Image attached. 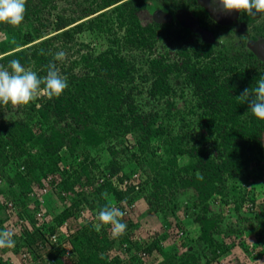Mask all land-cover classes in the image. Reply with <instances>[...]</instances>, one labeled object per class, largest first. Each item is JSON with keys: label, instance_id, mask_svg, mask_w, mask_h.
<instances>
[{"label": "trees", "instance_id": "16d2710c", "mask_svg": "<svg viewBox=\"0 0 264 264\" xmlns=\"http://www.w3.org/2000/svg\"><path fill=\"white\" fill-rule=\"evenodd\" d=\"M66 1L71 6H61L58 0H27L21 25L0 22V65L7 67L18 59L43 77L53 62L68 81L62 95L52 99L42 85L38 105L32 103L25 118L6 121L0 112V229L9 217L26 218L27 205L38 204L29 197L36 184L58 175L57 196L78 185L90 189L74 193L54 225L48 226L54 230L67 222L70 235L58 249L69 251L68 264H142L141 255L153 250L162 256L155 264H213L236 246L235 239L252 257L264 253V204L236 224L223 226V217L212 212L210 201L219 193L223 200H233L238 215L247 202L254 206V193L228 182L249 178L250 167L263 157L264 120L237 96L264 77V59L248 47L244 35L234 53L217 47L209 33L197 36L194 44H183L189 29L168 3L160 16L146 21L140 13L144 5L136 0ZM216 6H211L215 14ZM243 14L238 21L253 20ZM215 23L230 26L222 20ZM50 30L56 33L46 36ZM84 31L104 37L105 48L95 53L93 44L80 39ZM168 43L177 48L174 57ZM61 50L65 60H54ZM149 102L155 107L146 109ZM127 134L133 136L137 153L123 146ZM107 142L123 147L108 146L113 157L102 167L91 149L99 150ZM147 155L157 156L158 162ZM129 161L135 164L126 171ZM142 169L147 177L138 188L134 183L120 188L119 183ZM141 198L148 204L147 212H154L165 225L142 250L122 249L134 243L130 230L137 224L131 220L121 218L127 229L118 238L112 236L110 225L99 232L94 229L104 206L115 203L123 211L124 201L135 204ZM76 221L82 224L74 230ZM171 223L187 229L185 249L164 245ZM44 227L26 230L14 252L37 242ZM78 233L85 235L83 239L87 236L85 243H74ZM0 264L8 261L0 258Z\"/></svg>", "mask_w": 264, "mask_h": 264}, {"label": "rangeland", "instance_id": "374dc122", "mask_svg": "<svg viewBox=\"0 0 264 264\" xmlns=\"http://www.w3.org/2000/svg\"><path fill=\"white\" fill-rule=\"evenodd\" d=\"M68 1H72V0H68ZM78 1L80 0H77L76 2ZM122 1H125V0H121L118 3H121ZM136 1L143 3L144 7H142L140 13H141V16L144 17V20L146 21L153 20L156 17V15L158 16V14L160 16L161 11H163V9L166 7V3H168L169 6L173 8V10L177 14H180L182 16L180 17L183 19L185 28L189 29L186 41H182L183 44H194L197 36L199 35L203 36V34L205 35L206 33L207 34L209 33L210 40L213 41L215 45H217V47L223 48L225 51H230V53L232 52L234 53V52H237V48L240 42L242 41V35L245 36V42L248 45V47L249 46L251 47V44L255 42L256 39H261V37L262 39L264 38V14L252 15L253 20L244 24L243 21H238L240 18L245 16L243 14L244 11L240 12V11L233 10L232 13L230 14L231 20L227 21L224 19H219V20H222L223 22L225 21L227 25L228 23L230 25L227 28L226 27L223 28L221 26L216 25L215 22L219 20L215 21V18L217 17H215V12L211 9V6L215 7L217 5L216 7H219L218 4L216 3L210 2V5H208L209 3L206 0H136ZM58 2L61 6H65V7L71 6L70 4H68L66 0H58ZM81 2H85V4H90L89 0H82ZM198 19H200V24H198L199 23ZM234 23L235 25H232ZM178 27H179V24H175L173 26V28H176V29H178ZM239 28H241V31L239 30ZM215 29L217 31H214ZM54 33L56 32L51 33V30H50V32H48L46 36H49ZM79 36L82 41L89 42L94 45L95 53H98L99 50L104 49L107 44L104 37H101V36L95 37L87 31H84ZM222 36L224 37L219 43V38ZM3 38H4V35L0 33V39H3ZM204 39H205V36H204ZM167 46L171 49V55L173 56V53H176L175 50H177V48H175L174 44L170 45V43H168ZM41 94L42 92L39 90L36 99L31 101L27 105L13 106L11 105V103L5 106L0 105V112L1 113L4 112L3 115L6 121L15 119V118H21V117L25 118L26 114L30 112L31 104L36 102V104L38 105L37 100ZM180 106H183V103H181ZM153 107H155V105H153V103H150V102L149 104L146 105V109H151ZM193 120L194 122H196L195 119ZM135 144L136 143L134 141L133 136H131L130 134H127L126 141L123 143V146L127 147V149L129 150L128 151L129 153L132 151H135V153H137L138 148L136 146L134 147ZM111 145H115V146L118 145V147L120 148L123 147L122 145H119V144L107 142L104 145V147H101L99 150L98 148L91 149V153L94 154L96 158V163L100 164L102 167L106 165L108 161L112 159L113 157L107 149V147ZM153 145H154V142L150 145L149 151L151 154H152ZM33 151L35 150L33 149ZM156 151L158 154H162L160 149H156ZM144 156L145 155H140V158H143ZM146 157L151 158L152 161L155 163L158 162L157 156L155 157L153 155L151 156L147 155ZM80 159H83V157L81 156ZM127 164L128 165L125 167L126 171L130 170L131 167L135 164V162L129 161ZM143 167L141 166L140 168H143ZM250 171L252 175L249 178H245L244 180L240 179L238 181L230 180L228 184L229 185L236 184L238 189L244 188L250 194L254 193V196H255L254 206L251 202H247L245 205L242 206L240 215H238L239 213L234 212L233 200L230 199V200L225 201L223 200L225 199L224 196L220 197L219 193L214 195L215 196L214 198H217V200H215L214 198L210 200L212 212H219L221 216L223 217L224 219L222 221L223 226L224 224L226 226L229 223L236 224L239 221V217L241 218L243 216H249V214L251 215L253 211H255L253 209H256V210L260 209L261 205L264 204V153H263V157L260 159L259 164L256 165L254 162V164H252V166L250 167ZM137 174L139 178L141 177L140 178L141 181L145 180L147 177L143 169L139 170V173ZM76 188L77 186L71 190L72 198L75 197L74 193L77 192ZM59 201L62 203L61 205L62 207H60ZM59 201H58L59 208H63L67 200L59 199ZM111 201H113V199H111ZM125 205H127V203H123V206ZM26 209H27V213H29L27 214L29 218L32 215L33 210L35 209V205L34 204L27 205ZM147 209H148V204L146 200L142 198L138 200L135 205L131 204L129 208V216L127 220H131L132 222H135L137 224V226L135 225L136 227L130 230L132 232L131 237L134 243L132 245L124 244L123 245L124 247L122 249H125L127 251H130L136 248L142 250L144 248V245L150 242L151 237L155 232L163 231L162 222L159 220V218L156 216L154 212L153 213L147 212ZM181 212L182 210L179 212V214ZM77 222H80V221H76L73 223L74 230H77V228L80 227L82 224V223H77ZM110 228H111V225H110ZM83 236L85 235L84 234L81 235L80 233H78L79 238L78 240L76 239L74 243L77 244V242H79L80 240L82 241ZM86 238L87 236L83 239L82 244L86 242L87 240ZM249 238H252V237H249ZM230 240L231 239L229 237L226 238V241L228 243L230 242ZM130 242H131V239H129L127 243H130ZM238 242L239 240L235 239L236 246L233 247V249L228 254L222 257L221 260L216 261L213 264H261V262H264L263 252L261 254V252L257 250L256 253L261 254V255H257V257H252L250 254L242 250ZM180 250H182V248H180ZM127 251L126 253L123 254L122 256L123 258L127 257L128 255ZM46 254L47 256H50L54 259L55 258L61 259V253L58 251V249L55 246H49L48 248H46ZM147 260L148 261L144 264H155L157 261L162 260V259L158 252H155V253L153 252L151 254V257L148 258ZM66 262H67L66 264L70 262V257H68ZM14 264H18V263L15 262ZM32 264H40V263H39V260L37 259L36 262Z\"/></svg>", "mask_w": 264, "mask_h": 264}, {"label": "clouds", "instance_id": "9594fccd", "mask_svg": "<svg viewBox=\"0 0 264 264\" xmlns=\"http://www.w3.org/2000/svg\"><path fill=\"white\" fill-rule=\"evenodd\" d=\"M26 3L27 0H0V22L8 23L12 26L21 25L25 19ZM213 3L218 4L219 9L223 12H231L236 10L240 12L244 11L248 15L264 14V0H213ZM223 37L224 36L219 38V43ZM65 58L66 53L62 50L58 51L54 56V60L56 61H64ZM42 85L43 91L47 95L48 99H52L53 97H59L62 95V93L68 88V81L66 77L60 74L59 69L53 62L48 64L47 75L43 77L38 76V74L31 69H26L18 59L10 60L7 67L0 65V105L2 106L8 105L9 103H11L13 106L29 104L31 101L36 99L38 91L41 89ZM237 99L243 101L244 103L247 102L249 104V110L251 113L256 118L264 120V77L259 78L255 88H245L243 92L237 96ZM48 176L42 179L41 185L36 184L34 189L36 191L32 192L36 198H31L29 196L33 202H38V204H35V209L30 216L31 218L29 217V219L28 216L26 217L27 225L21 230V232L16 234L13 230L7 227L0 229V258L7 260L8 264H14L15 262L18 264H32L36 262L37 259L39 260L40 264H57L58 260L63 263H67L66 260L69 257V251L65 252L64 250L58 249V247L60 248L63 246V237L70 235L66 225H59L54 230L52 228L48 229V226L54 225V218L57 216L58 212L65 208H59V205L62 207V203L59 202L58 205V203L55 202L56 200L58 201L61 196H63L61 194L57 196V193L59 192L58 184L55 189L42 196L41 189L45 185V181ZM54 176H57L53 177L52 175L54 180H58L59 182V176ZM140 178L139 182H141ZM198 178L202 177H199L198 174ZM104 195L105 198H107V194L105 193ZM40 196H42L44 199L42 206L46 214L45 220L42 222L38 221L36 218V211L39 209V207H41L39 201ZM63 199L66 200V197L64 196ZM123 203H126V201ZM183 213L184 212H181L180 216L182 218H186ZM128 216L129 214L125 215V213L121 211L115 203H113V205H106L98 212L96 216L97 223H95L93 227L97 232H99L102 226L111 225L112 236L114 238H118L124 235L127 229V224L121 222V218L127 219ZM31 219H35L36 226L33 227ZM43 225H45L46 228H43V233L39 236L40 238L37 242L32 243L31 245H24L21 250L14 252L16 242L24 236L26 230L32 232L36 227ZM62 227H64V231L62 230ZM191 227H193V225L190 223L189 228ZM162 228L164 230L165 225ZM56 231H58L61 235L60 240L55 244L47 243V235ZM186 231L187 229L185 230L175 225V223H171L169 227L168 239L163 241L164 245L167 246L169 244H175L177 247L184 249L185 247L183 246L182 241L185 239ZM49 246H55L58 249V251L61 253V259H54L50 256H47L46 248ZM153 252L159 253V251L153 250L151 253H149V255H145V253L141 255L145 257L142 264L148 261L147 259L151 257ZM24 254L27 255L25 256ZM261 264H264V262H261Z\"/></svg>", "mask_w": 264, "mask_h": 264}, {"label": "built area", "instance_id": "2783aa9c", "mask_svg": "<svg viewBox=\"0 0 264 264\" xmlns=\"http://www.w3.org/2000/svg\"><path fill=\"white\" fill-rule=\"evenodd\" d=\"M102 181V179L100 180ZM58 180H54V178L52 176H48L46 181H45V185L43 186V188L41 189V194L42 196L44 194L49 193L50 191H52L53 189H55V187L57 186ZM139 182V177L138 174H133L131 176V178H125L123 180L122 183H119L120 188L124 189L127 188L130 184L134 183L136 184V188H138L137 183ZM98 185H100V183H97ZM77 192L81 191V190H86L87 192L90 190L89 186H80L78 185L76 188ZM61 195L66 197L67 202L65 204H69L68 201L71 199L72 197V192H60ZM29 196L31 198H36V196L34 195V193L29 194ZM40 196L39 197V201L41 204V207H39V209L36 211V218L38 219V221L42 222L45 220V210L42 206V204L44 203V199L43 197ZM12 202H9V205H11ZM131 205L127 204L125 205V208L123 210V212L125 213V215L129 214V208ZM81 214L83 215V210L81 211ZM27 225L26 222V218H23L21 216H16V217H9L8 220H6L3 223V228L7 227L11 230H13L16 234H19L21 232V230ZM66 227H67V222L65 223ZM62 230L64 231V227H62ZM60 233L58 231L56 232H52L51 234L47 235V239L46 242L49 244H55L60 240ZM25 256L27 254H24ZM31 257V256H30Z\"/></svg>", "mask_w": 264, "mask_h": 264}, {"label": "flooded vegetation", "instance_id": "af4514ba", "mask_svg": "<svg viewBox=\"0 0 264 264\" xmlns=\"http://www.w3.org/2000/svg\"><path fill=\"white\" fill-rule=\"evenodd\" d=\"M208 5H210V4H208ZM231 13H232V11L231 12H223V11H221L219 9V10H217V13L215 14V17H217L218 19L231 20L230 19V14ZM261 44H264V38L262 39V37H261V39H256L255 42H253L251 44V48L255 49V51L257 53V47H259V45H261Z\"/></svg>", "mask_w": 264, "mask_h": 264}, {"label": "water", "instance_id": "95a60500", "mask_svg": "<svg viewBox=\"0 0 264 264\" xmlns=\"http://www.w3.org/2000/svg\"><path fill=\"white\" fill-rule=\"evenodd\" d=\"M257 54L264 59V44L259 45V47H257Z\"/></svg>", "mask_w": 264, "mask_h": 264}]
</instances>
